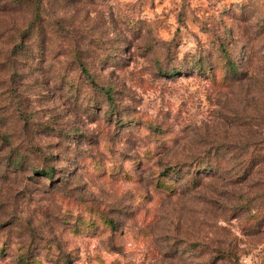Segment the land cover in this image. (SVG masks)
I'll return each mask as SVG.
<instances>
[{
	"label": "rangeland",
	"instance_id": "rangeland-1",
	"mask_svg": "<svg viewBox=\"0 0 264 264\" xmlns=\"http://www.w3.org/2000/svg\"><path fill=\"white\" fill-rule=\"evenodd\" d=\"M19 1L0 264H264V0Z\"/></svg>",
	"mask_w": 264,
	"mask_h": 264
},
{
	"label": "trees",
	"instance_id": "trees-1",
	"mask_svg": "<svg viewBox=\"0 0 264 264\" xmlns=\"http://www.w3.org/2000/svg\"><path fill=\"white\" fill-rule=\"evenodd\" d=\"M19 2H21L25 7L30 8V9L33 11V13H34V16L37 17V15H35V14L38 13V10H39V9H38L37 4L40 3V0H20ZM30 26H31V25H30ZM30 26H29V28H30ZM29 32H30L29 30H27L26 33H25V31H24V33H22L21 36H19L18 40H16V44H15L14 47H13L14 54L17 53V51L19 52V51L21 50L22 45L24 44V42H25L26 40L28 41L30 38H34L35 35H34V34L30 35ZM25 34H26V35H25ZM25 50L31 51V46H29V47H25ZM230 67H231L232 71H234V72L237 71V70H236V66H235L234 63H231V64H230ZM82 73L85 74V76L87 77V79L89 80V82H90L91 84L95 85V83L93 82L92 78L89 76L88 73H86V70H85V69H82ZM101 90H102L103 92L107 93V94H108L107 97L110 98V97H109V96H110V95H109V94H110V91L105 90V89H101ZM243 150H245V149H243ZM246 153H248V152H246ZM248 154H249V155H248V157L246 158L247 165H251V164H252L251 162L254 160L255 157H254V154H253L252 151L249 152ZM262 161H264V156L262 157ZM14 164H15V166H17L19 163H18L17 161H15ZM207 166H210V165L207 164ZM246 167H247V166H246ZM209 168H211V167H209ZM242 170L245 172L244 169H242ZM53 172H54V169H53V168H51V169H47V170H42V171H36L37 174H40V175H42V176L45 177V178H51L52 175H53ZM166 174H167V173H165V172L162 173V174H161V177H162L163 179L167 178V175H166ZM158 186H159V185H158ZM163 186H164V185H163ZM161 188L167 190L168 192H173V193H174V191L172 190V187H170V185H169V186H166L165 188H164V187H161Z\"/></svg>",
	"mask_w": 264,
	"mask_h": 264
}]
</instances>
